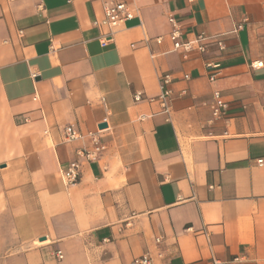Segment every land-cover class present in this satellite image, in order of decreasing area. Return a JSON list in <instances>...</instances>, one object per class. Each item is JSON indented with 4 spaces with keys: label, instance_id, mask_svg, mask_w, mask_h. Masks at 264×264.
<instances>
[{
    "label": "crops",
    "instance_id": "0c3cea01",
    "mask_svg": "<svg viewBox=\"0 0 264 264\" xmlns=\"http://www.w3.org/2000/svg\"><path fill=\"white\" fill-rule=\"evenodd\" d=\"M111 1L0 0V264H264V0Z\"/></svg>",
    "mask_w": 264,
    "mask_h": 264
},
{
    "label": "built area",
    "instance_id": "2783aa9c",
    "mask_svg": "<svg viewBox=\"0 0 264 264\" xmlns=\"http://www.w3.org/2000/svg\"><path fill=\"white\" fill-rule=\"evenodd\" d=\"M192 1V0H190ZM103 15L104 18L100 23H94L95 25L104 26L108 29V33L104 35L100 42L102 46H105L107 42L110 40L112 33L116 30L123 22L131 19L133 17V12L128 4L124 0H115L109 3L104 4L103 7ZM170 23L174 25V20L172 18L169 19ZM241 28V26H237V29ZM180 33L178 30H175L170 34V39L174 43V48L176 50H182L184 53L190 52L193 49L196 51L203 53L205 51L204 45L202 44L208 38L204 35L198 36L194 41L181 43L179 41ZM221 46L220 43H218ZM170 83L169 77L165 76L161 80V90L162 93L160 95V99L164 102L167 97L170 95V91L167 89L168 84ZM135 100H140L139 96L135 97ZM226 109V105L221 101V98L218 93L214 94V104L212 107V115L214 118H220L223 116L224 111ZM65 138L66 141L70 142L76 140L79 135L77 132L73 130L72 127H67L65 129ZM103 146L99 142L98 138L93 136L92 138V149L91 150H80L77 152V156L86 161L91 162L96 160L103 151ZM258 165H263V160L258 161ZM80 168L81 164L79 161H73L69 164L66 171L63 172V178L66 185H73L75 184L80 176ZM58 260L62 259V253L56 252L52 254ZM131 264H153L151 258L148 255H145Z\"/></svg>",
    "mask_w": 264,
    "mask_h": 264
}]
</instances>
